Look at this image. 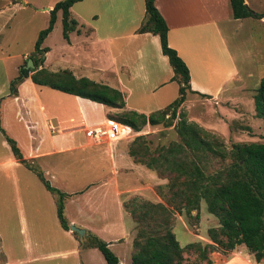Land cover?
Here are the masks:
<instances>
[{"label": "crops", "instance_id": "crops-1", "mask_svg": "<svg viewBox=\"0 0 264 264\" xmlns=\"http://www.w3.org/2000/svg\"><path fill=\"white\" fill-rule=\"evenodd\" d=\"M243 3L249 9L248 0H243ZM21 5L24 6V2ZM154 7L167 27L168 46L176 52L188 70L190 92L186 94L179 109L185 108L189 96L196 98L195 101H211L213 104L220 103L228 107L225 102L231 93L235 90L243 92L246 88L227 50L221 30L231 22L237 23L247 18L232 19L228 0H154ZM51 8L48 5L39 12L48 14ZM14 10H20L15 0H0V32L6 27ZM58 15L59 12L56 19ZM69 15L76 22L75 29L68 33L67 41L61 37L62 43L57 50L42 46L50 33L44 38L41 48H45L46 52L40 56L42 63L36 70L43 68L53 73L67 70L75 79L85 78L115 89L122 95L125 110L144 115L164 108L176 98L177 84L171 80L172 71L160 52L158 38L148 33L136 32L144 17V0H82L71 6ZM28 55L0 52L1 129L7 137L15 141L22 159L34 165L39 159L72 150L71 144L76 141L81 143L79 148L95 152L102 149L103 153H108L110 167L109 177L103 179L99 185L106 183L113 188L115 195L120 196L122 190L119 189L118 180L127 184L129 175L138 170V165L132 163L126 148L120 147L118 142L103 147V143H90L84 138L82 131L103 125L107 119L99 121L98 112L103 108L109 114L111 109L34 85L29 77L16 86L15 96L9 97V82L17 76L20 65L27 60ZM18 57L21 61H13ZM10 66L14 73L12 76L9 72ZM131 97L132 101L129 102ZM43 135L49 141L44 149ZM22 139L26 140L23 144ZM26 143L27 146L23 149L22 145ZM57 143L65 146L57 148ZM128 162L132 163V167ZM25 170L27 169L13 158L0 133V264L23 262L10 249L8 233L12 226L17 239H14L15 247H20L23 252L27 246L26 217L40 218L38 212L41 211L36 210L30 200L35 190L38 193L41 191L37 200L47 205L49 199L54 211L56 210L54 197L44 189L38 179L39 185L51 199L37 187L34 190L27 188L33 182L25 177ZM44 173L51 174L48 168H45ZM88 185L93 184L89 182ZM19 187H23L21 194ZM9 188L13 191V196L10 197ZM131 190L125 188L124 192ZM64 194L66 198H72L71 194ZM116 202L120 220L121 212L126 211L122 207L121 199ZM151 203H161V200L157 198ZM65 220L67 226L82 229L85 235L96 234L81 217L77 220ZM117 225L121 232L126 230L123 223ZM111 228L114 229V224ZM60 230L65 236L75 238L71 231ZM113 241L120 242L118 239ZM75 243L76 249H79V243ZM110 243H106L107 246Z\"/></svg>", "mask_w": 264, "mask_h": 264}, {"label": "trees", "instance_id": "trees-1", "mask_svg": "<svg viewBox=\"0 0 264 264\" xmlns=\"http://www.w3.org/2000/svg\"><path fill=\"white\" fill-rule=\"evenodd\" d=\"M80 1L61 0L48 11L47 25L38 32L33 50L27 57L33 69H26V61L22 62L17 76L9 82L8 96H15L16 86L29 77L34 85L119 110L115 116L108 114L107 120L126 126L135 133L145 126L172 127L178 142L150 149L143 143V137L137 136L127 151L133 164L142 165L154 172L157 178L165 180L163 185L155 187L161 203L145 201L138 205L131 203L129 207L123 205L135 224L129 264H181L182 248L171 231L173 214H183L190 221L197 220L201 201L207 213L216 219L217 226L206 231L210 244L187 245L198 253L200 260L210 264L207 253L224 255L242 247L254 263L264 262V137L263 142H239L225 149L219 137L185 119L179 108L190 92L188 70L167 44V27L154 7V0H144V17L136 32L158 38L160 52L172 71L171 80L177 84L176 98L164 108L148 115L127 111L121 93L115 89L85 78L75 79L67 70L55 73L43 68L36 70L42 63L40 56L46 52L41 44L51 32L56 14L60 13L61 36L67 41L68 33L76 26V22L70 18L69 9ZM228 6L234 20L263 18L252 13L243 0H228ZM252 102L254 116L264 126V78L259 80ZM0 133L13 158L33 173L54 197L58 224L62 230L68 231L62 205L65 194L51 187L36 165L22 159L15 141L7 137L1 127ZM210 159L222 165L208 172L205 164ZM191 212H195L194 215ZM72 234L76 235L74 232ZM85 238L83 248L97 250L105 264H119L104 241L90 234Z\"/></svg>", "mask_w": 264, "mask_h": 264}, {"label": "rangeland", "instance_id": "rangeland-1", "mask_svg": "<svg viewBox=\"0 0 264 264\" xmlns=\"http://www.w3.org/2000/svg\"><path fill=\"white\" fill-rule=\"evenodd\" d=\"M58 1L61 0H15L20 10H14L6 27L0 32V52L19 55L31 53L38 32L46 27L48 21V14L39 12V10L48 5L53 6ZM21 2H24V6L21 5ZM248 2L249 10L257 15H262V21L256 17H250L237 23L231 22L221 30L227 50L239 76L243 78L246 90L232 92L230 98L225 102L228 107H224V104L220 103L213 104L211 101H195L196 98L189 96L185 108L180 110L188 122H192L202 130L219 137L225 149H229L231 144L239 142H263L264 137V126L262 121L254 116L251 98L259 80L264 78V0H248ZM60 20V15H58L49 36L42 44L43 47L56 49L62 43ZM82 41L85 42L84 39ZM13 61L19 62L21 58L18 57ZM9 72L11 76L14 74L11 66ZM131 101L132 97L129 102ZM106 110L103 108L99 110L97 116L99 121L108 118ZM117 113L119 110L109 112L113 116ZM137 136H142L143 143L150 149L160 145L166 146L170 142H178L172 127L164 128L157 125L154 127L145 126L137 133L132 131L128 137L120 140L102 139L99 143H103L105 145L103 147H106L109 143L118 142L120 147L126 148L127 152L133 139ZM14 138H16L15 135ZM25 141L22 139V144ZM43 141L42 149L49 145L45 135H43ZM80 144L78 141L73 142L72 150L39 159L35 165L51 187L63 194L72 195L70 199L63 198V217L76 220L81 217L92 227L96 233L95 236L106 243L111 242L107 247L118 259L119 264H129L132 251L131 240L135 236V224L131 221L123 205L129 207L131 203L138 205L145 201L154 202L159 198L155 187L163 185L165 180L157 178L154 172L138 165V170L129 175L127 184L123 180H118L122 194L117 196L111 186L106 183L103 186L99 185L103 179L109 177L108 153H103L102 149L95 152L91 149L79 148ZM22 146L24 149L27 143ZM56 146L60 148L65 145L57 143ZM128 164L132 167L131 162ZM220 164L217 160L210 159L205 165L207 171L212 172L222 165ZM45 168H48L51 174H45ZM29 172L25 170V177H29L33 183H30L27 188L34 190L37 187L44 191L37 178ZM89 182L93 185L89 186ZM19 188L21 194L23 187ZM125 188L132 190L124 192ZM8 191L9 197L13 196V191L10 188ZM28 193L31 192L28 191ZM39 193L35 190L34 195L30 196L31 203L36 206L35 209L41 212H38L40 214L38 219L26 217L27 246L23 252L20 247H15L17 239L12 226L8 233L10 249L15 256L18 255L19 259L23 261L21 264H105L97 250L83 248L86 241L85 234L79 237L77 234H72L75 237L73 240L61 232L52 203L49 202V199L47 205L45 202L37 200ZM44 193L50 197L46 191ZM119 199L122 200V207L126 211V213L121 212L120 220L117 215L116 202ZM50 205L51 208H49ZM194 213L191 212V215ZM119 223H123V226L126 227L125 231L121 232L120 228L118 229L117 224ZM112 224H114V229L111 228ZM216 226V219L207 213L202 201L197 220L190 221L183 214H173L171 231L182 248L181 264H206L204 260L199 259L198 253L193 248H188L187 245L210 244L206 237V231ZM114 239H118L120 242L117 243V241H113ZM75 241L79 243V249H76ZM206 257L210 264H256L242 247L224 255L210 252ZM257 264H264V262Z\"/></svg>", "mask_w": 264, "mask_h": 264}, {"label": "built area", "instance_id": "built-area-1", "mask_svg": "<svg viewBox=\"0 0 264 264\" xmlns=\"http://www.w3.org/2000/svg\"><path fill=\"white\" fill-rule=\"evenodd\" d=\"M130 132L132 131L128 127L106 120L101 126L84 130L83 136L92 143H99L102 139L120 140L126 138L130 135Z\"/></svg>", "mask_w": 264, "mask_h": 264}, {"label": "water", "instance_id": "water-1", "mask_svg": "<svg viewBox=\"0 0 264 264\" xmlns=\"http://www.w3.org/2000/svg\"><path fill=\"white\" fill-rule=\"evenodd\" d=\"M25 68L29 69V70L33 69V65H32V62H31L30 59L26 60ZM68 230L71 231V232L76 233L78 236L84 235V231L82 229H78V228H76V227H74L72 225L68 226Z\"/></svg>", "mask_w": 264, "mask_h": 264}]
</instances>
